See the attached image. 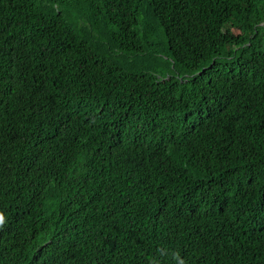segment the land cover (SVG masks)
<instances>
[{"label": "trees", "instance_id": "16d2710c", "mask_svg": "<svg viewBox=\"0 0 264 264\" xmlns=\"http://www.w3.org/2000/svg\"><path fill=\"white\" fill-rule=\"evenodd\" d=\"M0 264H264V0H0Z\"/></svg>", "mask_w": 264, "mask_h": 264}, {"label": "clouds", "instance_id": "9594fccd", "mask_svg": "<svg viewBox=\"0 0 264 264\" xmlns=\"http://www.w3.org/2000/svg\"><path fill=\"white\" fill-rule=\"evenodd\" d=\"M129 160H130V158L129 157H127ZM124 181H126V179H127V177L126 178H124V177H121ZM109 183H111L112 185H118V184H121L122 185V183L123 182H121V181H119V180H115V179H111V180H107Z\"/></svg>", "mask_w": 264, "mask_h": 264}]
</instances>
